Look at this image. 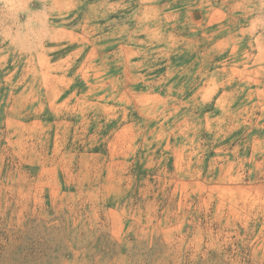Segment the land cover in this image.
<instances>
[{
	"label": "rangeland",
	"instance_id": "374dc122",
	"mask_svg": "<svg viewBox=\"0 0 264 264\" xmlns=\"http://www.w3.org/2000/svg\"><path fill=\"white\" fill-rule=\"evenodd\" d=\"M0 264H264V0H0Z\"/></svg>",
	"mask_w": 264,
	"mask_h": 264
}]
</instances>
